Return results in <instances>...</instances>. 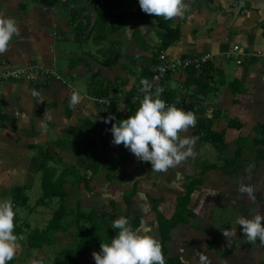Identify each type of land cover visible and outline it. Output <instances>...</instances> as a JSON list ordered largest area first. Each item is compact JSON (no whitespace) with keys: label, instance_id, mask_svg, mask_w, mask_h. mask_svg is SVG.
I'll return each mask as SVG.
<instances>
[{"label":"crops","instance_id":"crops-1","mask_svg":"<svg viewBox=\"0 0 264 264\" xmlns=\"http://www.w3.org/2000/svg\"><path fill=\"white\" fill-rule=\"evenodd\" d=\"M94 2L61 0L50 8L38 1L0 0V18L15 19L21 32L11 42L10 49L0 55V70L4 63L17 68L39 64L53 66L57 75L48 89L39 90V97L32 95L35 84L31 82L0 80V117L8 118L0 119V202L20 200L13 204L18 209L15 234L22 237L15 258L8 264H56L63 252L55 257L46 253L53 243L33 247L28 242L32 232L44 231L36 227L43 212L39 202L44 199H37L31 206L27 195L28 191L36 197L39 194L38 178L40 187L43 186L41 164L31 146L54 157L50 163L55 174L53 183H63L68 191H75V196L71 194L68 198L71 207L76 208L75 215L80 209L85 215L97 212L103 218L102 212L112 205L115 220L122 210L133 211L138 201L151 206L153 200L159 202V212L171 220L179 198L187 194L191 179H201L202 184L192 195L194 215L188 223L172 231L167 257L178 258L182 264H264V245L249 243L242 226L235 223L240 216L264 215V161L257 159V151H264V145H254L256 139L262 138L255 127L264 125V0H185L189 10L182 18L172 19V27L180 29L182 36L167 50L169 58L176 61L183 56L192 59L211 56L215 63L208 65L213 80L207 85L197 81L202 87L197 100L190 98L193 93L185 86L188 71L171 75L167 91L184 98L185 112L192 104L197 111L206 110L196 114L197 121L212 120V131L224 135L227 150L219 153L211 144L197 140L195 157L161 173L152 171L150 163L140 161L122 144L112 143V127L104 125H109L104 122L106 110L96 102L100 86L121 85L123 88L111 89L103 100L114 103L119 121L128 119L129 93L134 80L123 70L122 66L128 62L123 57L116 66H105L107 51L112 42H120L123 56L129 48L139 45L136 32H140L144 44H151L154 34L159 35L161 30L155 25L154 15L145 23L140 19L139 0H126L115 12L125 19L124 25L116 22L113 29L108 24L110 28L103 27L101 40L92 34L78 43L72 10L83 8L93 26L98 18ZM73 45L77 46V53L72 52ZM89 45L95 50H90ZM233 83H237L235 88ZM73 91L81 97L74 108L69 106ZM66 103L71 112L69 118ZM87 120L95 125V132L79 140L68 136ZM230 124L242 128H231ZM195 132L189 128L183 135L191 138ZM91 142L102 145L99 148L102 164L94 176L89 170L93 166L88 150ZM239 147L240 160L225 168V161L234 160ZM214 165L217 169L203 173L206 167ZM242 184L254 188V200L239 191ZM211 192L216 195H210ZM127 198L130 208L124 209ZM151 208L139 228H151L148 234L161 243L157 214ZM231 229L236 235L229 244L223 232ZM88 256L89 252L85 251L83 257Z\"/></svg>","mask_w":264,"mask_h":264},{"label":"clouds","instance_id":"clouds-1","mask_svg":"<svg viewBox=\"0 0 264 264\" xmlns=\"http://www.w3.org/2000/svg\"><path fill=\"white\" fill-rule=\"evenodd\" d=\"M141 10L149 15L172 20L183 17L189 10L185 0H139ZM21 35L20 27L13 18H0V55L6 53L14 38ZM141 91L146 94L135 114L128 119L118 121L110 129L114 145H123L140 161L150 163L152 171L167 172L195 157L197 137H186L189 128H196L197 117L192 111L185 112L175 104H168L161 96L165 89L156 86L154 93L148 90L153 87L148 79L140 80ZM34 97L40 93L32 91ZM81 102L80 95L73 91L69 106L74 108ZM51 117H49L50 119ZM115 116H109L105 123H111ZM239 191L255 199L254 188L241 185ZM210 195L215 196V192ZM18 209L9 199L0 202V264L12 261L19 248L15 234V223ZM235 223L242 226L244 236L249 243L259 242L264 245V215L255 214L252 218L240 216ZM113 230H118L111 243L101 244V251L94 252L96 264H166L161 243L148 232L150 229H134L128 218L121 216L111 223ZM223 235L228 243L236 235L233 229L225 230Z\"/></svg>","mask_w":264,"mask_h":264},{"label":"trees","instance_id":"trees-1","mask_svg":"<svg viewBox=\"0 0 264 264\" xmlns=\"http://www.w3.org/2000/svg\"><path fill=\"white\" fill-rule=\"evenodd\" d=\"M40 5L46 6V7H54L57 4L60 3L61 0H37ZM126 0H95L94 2V7L96 12L98 13V18L95 21L94 25L92 26V19L89 15L85 16V10L83 8H78V9H73L72 10V24L75 26L74 32H75V39L78 43H81L87 38L89 35L92 34H97L101 40L103 38V27L105 29L110 26H107L108 24L113 25V29L115 28V23L119 22L120 25L125 24V19L121 16H118L115 14V12L125 3ZM139 12H140V19L145 23L149 18H151V15L144 13L140 6H139ZM156 17V16H154ZM158 19V28L161 30L159 33V37L161 40V47H160V52L161 51H167L169 50L172 46L177 44L181 40V31L178 28H173L171 23L172 20H164L163 18L157 17ZM123 49V44L120 42H112L110 49L107 51V61L105 62V66L108 68H111L113 66H116L120 59L122 58V52L121 50ZM189 57L183 56L182 59H188ZM158 62V58H157ZM157 65V63H156ZM210 67L205 66L199 71H206L210 70ZM190 71H197V70H190ZM153 76V71L152 74H149V77H145L146 79L151 81ZM194 79V80H193ZM116 82H119L116 81ZM116 84V83H115ZM237 83H233V88H235ZM196 85V86H195ZM141 86V84L137 88H133L131 92L129 93V116H132L135 114L136 110L140 107V102L138 103H133V98L137 92V89ZM191 86H195L198 89V93L202 90L196 79L192 76V74H189V80L187 82V88H190ZM50 87V81L46 84H35V90L39 92L41 89H48ZM123 88L121 85L120 86H100L99 91H98V97L99 99H103L109 95V92L111 89H119ZM236 92V89H234ZM161 99L165 100L166 102L170 103H178L180 106H184V98L177 97L171 95V93H165L162 94ZM67 105V110H66V116L69 118L71 117V112L68 108V103ZM195 105H188L186 108L187 111H192L195 114H198V112L205 113L206 110H201L197 111ZM200 109V108H199ZM116 110L114 107V103L111 102V105L109 108L106 110V116L107 119L109 116H115ZM1 121L8 120L7 116H1L0 117ZM119 120L116 118L115 120H112L109 125L104 124L105 126H113L116 124ZM15 124V122H14ZM13 124V128L15 129V125ZM212 126L213 122L212 120H198L197 121V126L194 128L196 132L194 133V137H197L200 142L203 143H208L211 144L219 153H223L224 151L227 150V144L224 141V135L222 133H216L212 131ZM231 128H236V129H241V125L237 124H230ZM96 131L95 125L87 120L84 121L81 126L76 130V131H71L68 133V136L74 137L75 139L79 140L82 139L85 135L91 134ZM255 131L262 136L261 139H256L254 141V145L257 146H262L264 145V125L262 126H256ZM102 145L97 144L95 142L89 143V159L93 162V166L89 169L92 175L94 176L99 172V167L102 164V158L99 153V148ZM104 147V146H103ZM32 150L37 152V156L39 158V162L41 164V171L43 172V185L46 187L49 185V183H53V177L55 176L54 174V169L51 168L49 165L53 160L54 157L51 156L47 151H44L41 148L37 147H30ZM242 150L239 149L237 150V154L234 160L232 161H225L226 167H232L234 166L241 157ZM257 159L264 161V151L258 150L257 151ZM217 167L214 166H208L203 170V173L206 171H211L215 170ZM86 184H88V181L86 179ZM202 184L201 179H191L190 183L187 185V194L179 198L178 200V207L177 211L174 215V217L171 220H167L158 210V201H153V210L157 214V223L159 226V230L161 233V238H162V250L163 254L165 256L166 264H182L181 261L178 258L170 259L167 257V244L171 241V233L172 231L178 227L180 224H186L190 221V218L193 217L194 211L191 209V204H192V195L195 193L197 186ZM136 193V190L134 191L133 194ZM47 194V193H46ZM44 205L43 201L39 202V205ZM126 204L127 207L130 208V199H126ZM63 211H59L56 216H55V224L60 226L59 223L61 221V213ZM77 221H81L80 227L81 230H83L85 233H89L90 235H93L94 232H97L100 230L98 228V223H100V218L98 216L97 212H92L89 215H85L81 213L80 209L77 211ZM142 222V216L139 215L136 217L135 222L133 224V228L137 229L140 227V223ZM85 224V225H84ZM52 230V227H48L46 230L40 232L39 230H36L32 232L28 236V242L29 244L33 247H42L46 244H50L51 240L49 237V232ZM106 233V232H105ZM109 233V232H108ZM85 255V250H81L79 247L73 248L71 250H66L60 253L59 257L56 259V264H76L78 260L80 259L81 256Z\"/></svg>","mask_w":264,"mask_h":264},{"label":"rangeland","instance_id":"rangeland-1","mask_svg":"<svg viewBox=\"0 0 264 264\" xmlns=\"http://www.w3.org/2000/svg\"><path fill=\"white\" fill-rule=\"evenodd\" d=\"M26 1H33L36 3L37 0H26ZM155 21V25H158L157 17ZM156 26H154L155 29ZM140 32H136V40L139 42V45L133 46L129 48V50L122 56L124 61H128L123 67V70L129 74V76L134 80V89L140 85V80L145 77H149V74H152V71L156 67L157 58L160 53L161 42L154 34L153 40L154 43L151 44H144V40L142 36L139 34ZM160 38V37H159ZM90 50L94 51L95 48L92 45H89ZM106 48V47H105ZM105 48L101 51L103 52ZM77 53V46L72 47V52ZM123 54V49L121 50ZM176 54V52H172ZM91 54V52H90ZM177 55V54H176ZM189 74L196 79V81H201V84L207 85L209 81L213 80V71L206 70L204 71H188ZM194 80V79H193ZM187 84H185L186 86ZM188 89V88H187ZM191 93H193L190 98L193 100H197V87H192L188 89ZM191 95V94H189ZM239 145V143H237ZM239 146H242L240 144ZM253 148V147H252ZM233 157V156H232ZM50 165V164H49ZM42 172V171H41ZM43 176V175H42ZM38 178V186L39 194L37 197L35 194H32L31 191L27 192L28 197H30L31 206L37 202V199H44L41 200L44 202L43 205V212L41 213L40 217H38V227L37 229L46 230L48 227H52V230L49 232V237L51 243L54 245L47 250L48 255L58 256L60 251L71 250L73 248L79 247L81 250H85L89 252L88 258H84L83 256L80 257L76 264H96L93 253L101 251V244L103 243H111V240L117 235L118 230H113L111 228V223L114 221L113 217H117L114 215L115 210L113 211L112 205L106 210L102 212L104 222L98 223V230L94 232L93 235L89 233H85L81 230L80 223L81 221H77V216L75 215L76 208L71 207L69 197L75 196V191L72 189L67 190L65 185L56 183H49L46 187L43 185L40 187ZM70 192V193H69ZM14 193V191H13ZM47 193V194H46ZM20 197V196H19ZM21 199V198H20ZM40 201V200H39ZM15 202V201H13ZM19 201L15 203H19ZM127 204L124 206V209ZM153 204L149 206L148 204H144V201H138L134 207V210L131 212L122 210L120 213V217L124 216L129 219L131 226L135 222L137 216L141 215L142 218L146 217L149 213V207L153 208ZM37 207V206H36ZM35 207V208H36ZM33 208V210L35 209ZM151 208V209H152ZM112 210V211H110ZM59 211H63L61 213V221L59 223L60 226L55 224V216ZM112 218H109V217ZM100 218V221L103 219ZM143 222V219H142ZM140 223V226L142 224ZM85 225V224H84ZM148 225V221L146 222ZM149 226V225H148ZM151 230V228H148ZM106 232V233H105ZM109 232V233H108ZM51 245V244H50ZM90 260V262H89Z\"/></svg>","mask_w":264,"mask_h":264},{"label":"built area","instance_id":"built-area-1","mask_svg":"<svg viewBox=\"0 0 264 264\" xmlns=\"http://www.w3.org/2000/svg\"><path fill=\"white\" fill-rule=\"evenodd\" d=\"M239 49L236 47L235 51ZM259 57V55H255ZM215 59L211 56L202 57L200 59H180L173 61L169 58L167 51H161L158 56V62L153 70V76L150 83L153 85L151 89L148 90L149 93H154L156 86H161L165 89L163 94L167 93V83L168 78L177 72H187L190 70H201L203 67L214 64ZM239 64L241 62H238ZM57 75L53 66L39 65V64H29L27 67H11L7 64H3L0 70V80L1 82H8L14 79H23L25 81L31 82L33 84H46L49 81L56 79ZM142 86L137 89V92L133 98V103H138L142 100L143 95L146 93L141 91ZM97 104L102 106L105 110L109 108L111 102L109 100L97 99ZM175 104L178 108H183L178 103Z\"/></svg>","mask_w":264,"mask_h":264}]
</instances>
